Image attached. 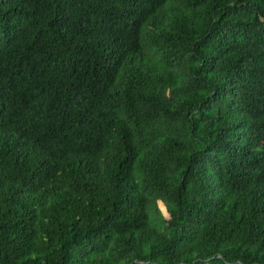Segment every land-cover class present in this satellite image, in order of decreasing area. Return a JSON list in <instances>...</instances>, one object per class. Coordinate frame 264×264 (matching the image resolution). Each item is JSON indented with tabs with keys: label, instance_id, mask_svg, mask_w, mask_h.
<instances>
[{
	"label": "trees",
	"instance_id": "trees-1",
	"mask_svg": "<svg viewBox=\"0 0 264 264\" xmlns=\"http://www.w3.org/2000/svg\"><path fill=\"white\" fill-rule=\"evenodd\" d=\"M0 264H264V0H0Z\"/></svg>",
	"mask_w": 264,
	"mask_h": 264
}]
</instances>
